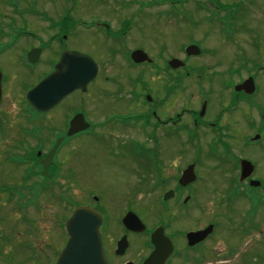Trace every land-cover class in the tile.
<instances>
[{"label": "flooded vegetation", "instance_id": "obj_1", "mask_svg": "<svg viewBox=\"0 0 264 264\" xmlns=\"http://www.w3.org/2000/svg\"><path fill=\"white\" fill-rule=\"evenodd\" d=\"M35 1L26 0L23 6V0H0V264H5V250L8 248L7 250L18 255L22 242L24 249L41 264H54L62 251L67 239L62 245L51 240V244H44L39 248L33 241H21L22 205L23 202H29L34 208L33 213H38V199L52 194V190L58 186L56 179L68 183L76 179L71 178L68 169L63 173L60 164H68L71 153L67 151L75 142H82L86 132H78L70 137L66 134L74 116L81 113L87 121L81 96H84L96 81L88 85L86 91L73 92L46 111H38L29 104L28 92L36 88L39 82L54 70L62 54L80 52L70 46V20L67 15L57 16L56 20L54 17L45 16L47 29H35L38 21L31 14L35 12ZM6 5L17 14H5ZM18 6L23 7L21 13L17 12ZM95 24L96 27H102L99 23ZM254 38L255 34L247 40L234 41L241 47L236 51L230 49L233 52L232 59L230 60L231 53L228 54L229 60L222 64V74L214 72L216 67L211 63L189 64L192 56H185L182 59L185 66L178 69L168 65L169 59L161 68L162 77L157 94L155 90L145 86L141 88L149 92L144 96L138 93L136 96L128 94L119 98V101L127 102V107L117 114L120 116H117L118 123L126 127L124 121L131 119V108L142 106L144 121L140 128L143 138H146L145 143L155 147L158 154L171 149L164 161L160 160V167L166 170L165 162L169 161V168L174 175L169 178H157L163 186H167L169 182L170 185L162 193L159 225L152 231L141 221L145 226L144 232H127L121 224L122 217L127 212L137 214L131 206H126L123 209L124 215L118 220L120 235L116 239L110 238L115 229L106 213L112 211V197H93V204L79 205L92 208L102 216L100 235L104 253L110 264H143L154 251L150 242L151 234L156 228L161 230L171 246L172 251L165 264H208L213 258H216L218 263L225 264V238L222 240L224 249H212L218 231V218L214 217L211 208L200 205L202 198L199 201L194 196V186L198 178H236L231 181L232 184L229 182L228 189L232 190H224L217 201L219 206L224 208L220 219L225 221V205L230 208L239 196L247 197V202L251 205L250 219L261 212L264 213V207H261L264 202V180L260 179L264 178L260 166L264 162V108L258 103L263 88L259 82L260 74L264 76V54L258 52L255 47H249L248 44H253ZM250 50L254 51V55L250 54ZM182 51L184 53V49ZM202 56L204 57L203 53L192 58L194 60ZM258 56L261 58L258 59ZM186 67L187 71L183 77L181 70ZM100 68L98 66V73ZM132 81L133 79L127 76L125 84L128 92L132 89ZM245 82L251 83L247 90H252V93H246L242 88ZM188 88L192 89L189 95L185 93ZM139 98L142 100L137 101ZM112 103L117 105L115 100ZM63 106L67 107L65 115L55 117L54 113H60L64 109ZM59 139L61 141L54 149ZM183 156H189L190 160L181 167L180 160ZM205 161L208 165L207 172L202 174L199 167ZM243 161L249 164L243 165L245 167L242 170L240 165ZM189 167L193 169L195 180L183 185L180 183L182 173ZM29 178L38 179V182L27 186ZM239 178L245 179L240 181ZM135 180L134 190L141 184L144 186L142 193L145 195L147 190L144 189H147V185L141 182V178ZM254 182L259 184L252 186ZM67 190L68 186L65 191ZM134 190L132 188L129 191L132 194L141 191L134 193ZM167 193L171 197L163 202ZM217 193L211 192L212 196ZM203 197L209 199L206 195ZM60 199L62 201L58 202L61 205L69 203L66 194L61 193ZM173 200L176 202L175 206L168 208V203ZM168 210L175 212L174 226L170 225L169 216L172 214ZM71 213L72 211L69 214L67 210L66 218L60 219L65 221ZM60 221L55 225L58 226ZM179 221L195 225L182 227L178 225ZM28 223L29 229H34L35 223ZM209 227L212 229L202 237L203 239L188 240L189 234L205 231ZM124 237L126 246L118 251V243ZM136 237H142L143 243L131 251L130 245H136L131 239ZM213 252L221 254V259L217 254L213 256Z\"/></svg>", "mask_w": 264, "mask_h": 264}, {"label": "rangeland", "instance_id": "obj_2", "mask_svg": "<svg viewBox=\"0 0 264 264\" xmlns=\"http://www.w3.org/2000/svg\"><path fill=\"white\" fill-rule=\"evenodd\" d=\"M24 1L26 0H23V6ZM35 2V12L31 13L38 21L35 29H47L45 16L54 17L56 20L57 16L67 15L70 20L68 39L70 46L88 54L101 68L89 91L81 96L87 113L86 122L93 125V130L91 128V132L86 134L82 142L80 141L79 144L75 142L67 151L71 153L68 164L66 166L60 164L62 172L65 173L68 169L71 178H76L75 182L71 180L68 183L56 179L58 186L60 184L62 187L59 186L58 191L57 186L50 196L38 199V213H33L34 208L29 202H23L21 241L24 239L33 241L38 248L44 244H51V240L62 245L66 236L62 229L64 220L60 218H66L67 210L70 214L82 203L93 204L92 198L98 196L112 197V211L106 213L115 229L110 238L116 239L120 235L118 220L124 215L123 209L126 206H131L140 220L148 226V230L152 231L159 225L162 193L170 185L169 182L167 186H163L157 178H169L174 175L169 168V161L165 162L166 170L160 167V160L164 161L171 149L159 155L155 147L145 143L146 138H143L141 130L144 121L142 106L131 108L133 109L130 114L131 119L124 121L126 127L119 124L117 116H120L117 114L127 107V102L119 101V98L128 94L136 96L138 93L144 96L149 92L141 88L145 86L155 90L157 94L164 62L172 58L182 61L185 57L182 50L189 44H197L204 54V57L194 60L191 57L189 64L211 63L216 67L213 71L220 74H222V64L229 60L228 54L231 53L230 60L232 59L233 52L230 49L236 51L241 47L234 41L247 40L255 34L253 44L248 45L264 54V0H36ZM22 8L18 6L17 12L21 13ZM4 10L7 15L17 14L8 5ZM225 17L226 22L233 21L232 25L228 26L224 22ZM94 23H99L103 27L100 28L101 31L95 30ZM107 27L111 37L106 33ZM139 49L150 56L152 65L134 67L131 64L129 53ZM249 52L254 55V51ZM260 58L258 56V59ZM186 71L187 67L181 70L182 76ZM127 76L133 79L132 89L129 92L126 86ZM260 76L259 84L263 88L258 103L264 108V76L262 73ZM138 78L141 80H136ZM191 92L192 89L188 88L185 93L189 95ZM112 97H115L117 105L112 103L114 102ZM140 100L142 99H137ZM62 108L64 109L61 114L54 113L55 117L65 115L64 111L67 107ZM188 154L189 152L186 153ZM189 160V156H183L180 160L181 167L189 163ZM260 166L264 174V162ZM207 167V162H202L199 167L200 173L205 174ZM135 178H141V182L147 185V189L144 190L148 192L146 191L145 195L142 193L144 186L141 184L136 187V191L141 190L138 194L130 192L132 188L135 189ZM234 179L236 178H216V176L198 178L194 186V196L199 201L200 198L203 199L200 205L211 208L214 217L218 218V231L212 249H224L222 240L225 238V264H264V213L261 212L250 219L251 205L247 202V197L239 196L230 208L225 205V221L220 219L224 208L220 207L217 201L220 200L222 192L227 191L229 182ZM260 179L264 180V178ZM34 182H38V179L29 178L26 184L29 186ZM67 186L69 190L65 191ZM136 191L134 193H137ZM213 191L220 193L212 196ZM236 192L238 194V191ZM61 193L66 194L68 204L61 205L58 202L62 201ZM204 195L209 199H204ZM175 204L174 200L170 201L167 207L171 208ZM261 207H264V202ZM168 211L172 214L169 216L170 225L174 226L175 212ZM57 221H60L58 226L55 225ZM28 222L35 223L34 229H29ZM178 225L186 227L195 224L179 221ZM131 240L136 242V245H130L131 251L143 243L142 237ZM7 249L3 260L5 264H41L24 249V242L18 249V255ZM216 254L221 259V254L213 252V256ZM213 259V261L210 259L208 264H222L218 263L216 258Z\"/></svg>", "mask_w": 264, "mask_h": 264}, {"label": "water", "instance_id": "obj_3", "mask_svg": "<svg viewBox=\"0 0 264 264\" xmlns=\"http://www.w3.org/2000/svg\"><path fill=\"white\" fill-rule=\"evenodd\" d=\"M185 55L195 56L200 53V50L191 45L186 48ZM131 61L135 64L148 63L152 60L143 51L136 50L131 53ZM168 65L173 69H178L184 66V63L177 59H171ZM97 75V66L94 61L87 55L77 52H66L62 55L59 63L55 66L53 73L48 75L35 89L28 94L29 104L38 111H46L53 108L68 95L77 90L85 91L87 85L91 83ZM251 85L245 82L242 88L246 93ZM45 106V107H44ZM67 136L70 137L78 132L87 130L89 125L84 122L83 116L76 115L70 121ZM60 143L57 141L54 149ZM54 152V151H53ZM50 157V156H49ZM249 163L241 162V168L244 169ZM243 172L241 176H243ZM245 178H240L242 181ZM195 180V175L192 167L187 168L182 173L180 183L183 185L189 184ZM259 183L254 182L252 186H257ZM171 197L170 194L164 196V201ZM122 225L127 232L141 233L145 230L144 226L133 213H127L122 219ZM102 217L93 209L88 207L76 208L71 217L65 223V231L68 237L67 243L61 251L55 264H109L104 251L102 249L100 227ZM160 229H157L151 235V242L154 246V251L151 252L148 259L143 264H164L166 259L171 254V246L167 239L163 236ZM210 231L208 229L204 233L189 234L188 240H200ZM126 238L118 243V251L126 246Z\"/></svg>", "mask_w": 264, "mask_h": 264}]
</instances>
